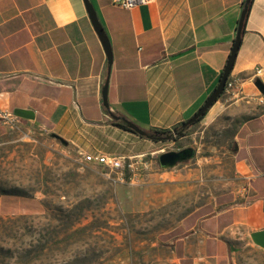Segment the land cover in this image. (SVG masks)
Returning <instances> with one entry per match:
<instances>
[{"label": "crops", "instance_id": "1", "mask_svg": "<svg viewBox=\"0 0 264 264\" xmlns=\"http://www.w3.org/2000/svg\"><path fill=\"white\" fill-rule=\"evenodd\" d=\"M89 1L110 41V66L83 0H0V109L32 111L17 123L59 135L81 157H128L140 168L137 181L187 190L194 169L154 165L178 138L153 140L113 124L102 87L107 79L108 110L139 127L187 120L218 83L245 0H149L131 9ZM229 76L234 92H223L201 120L207 133L225 127V117L236 120L238 183L173 228L179 261L264 264V247L250 236L264 229V94L254 84L264 85V0L251 2ZM6 127L0 122V134Z\"/></svg>", "mask_w": 264, "mask_h": 264}, {"label": "rangeland", "instance_id": "2", "mask_svg": "<svg viewBox=\"0 0 264 264\" xmlns=\"http://www.w3.org/2000/svg\"><path fill=\"white\" fill-rule=\"evenodd\" d=\"M225 127L190 125L166 150L195 148L174 169L190 188L168 191L86 162L39 126L0 134V264H209L174 259L173 228L195 207L237 185ZM186 162V166L183 163ZM159 168L158 158L154 161ZM139 172V171H138Z\"/></svg>", "mask_w": 264, "mask_h": 264}, {"label": "water", "instance_id": "3", "mask_svg": "<svg viewBox=\"0 0 264 264\" xmlns=\"http://www.w3.org/2000/svg\"><path fill=\"white\" fill-rule=\"evenodd\" d=\"M86 10L88 12V16L91 20V23L93 25V28L95 30V32L97 33L102 47L104 49L105 55L107 57V61L108 64L110 66L111 62H112V50H111V45H110V41L108 39L107 34L104 31V28L102 27L101 23L98 20V17L96 15L95 9L93 8L91 2L89 0H83ZM249 2V0H245L244 1V8L242 10V13L240 15L239 21H238V26H237V32H236V36L235 39L232 43L231 49H230V53L228 55V58L226 60L225 66L223 68L222 74L218 80L217 85L214 87V89L211 91V93L207 96V98L205 99V101L203 102V104L196 110V112L189 117L187 120L184 121L185 125H190L193 122H195L199 117H201L206 110L217 100V98L222 94V92L224 91V86H225V82L226 79L228 78L233 64H234V59L240 44V27L242 24V20H243V14H244V10L246 7V4ZM107 79L102 87V102L103 105H105L106 107H108V103H107ZM254 84L255 86L260 90L261 93L264 94V85L261 82L260 79H255L254 80ZM14 114L17 115L18 117H22V118H33L34 114L32 111L27 110V109H21V108H17L14 110ZM129 126L134 128L135 130L140 131L136 124L134 123H129ZM51 136H53L54 138L58 139L62 144L66 145L67 141L65 139H63L62 137H60L59 135L55 134V133H51ZM194 154L193 148L192 147H186V148H182L179 150H167L164 152H161L158 155V162L161 168L163 169H169V168H173L175 167L178 163H181L189 158H191V156ZM252 240L264 247V229L258 230V231H254L250 234Z\"/></svg>", "mask_w": 264, "mask_h": 264}, {"label": "built area", "instance_id": "4", "mask_svg": "<svg viewBox=\"0 0 264 264\" xmlns=\"http://www.w3.org/2000/svg\"><path fill=\"white\" fill-rule=\"evenodd\" d=\"M149 0H112L113 4L119 5L125 9H131L144 5ZM236 88V79L228 76L224 86V92L232 93ZM18 116L12 111L0 109V122L10 128H13L17 124ZM83 160L86 162L94 163L103 166L111 171H115L123 179L126 174L132 179L135 178L139 171V167L136 166L135 162L123 156H115L108 154H83Z\"/></svg>", "mask_w": 264, "mask_h": 264}, {"label": "trees", "instance_id": "5", "mask_svg": "<svg viewBox=\"0 0 264 264\" xmlns=\"http://www.w3.org/2000/svg\"><path fill=\"white\" fill-rule=\"evenodd\" d=\"M251 2H252V0H249V2L246 4L245 10H244L243 20H242V24H241V27H240V39H241V36H242V34L244 32V27H245L246 19H247V16H248V12L250 10ZM222 71L220 72V76L222 74ZM104 110H105L106 113H109L114 118L112 120L113 124L123 128V129L132 131V132H134V133H136V134H138V135H140L142 137L153 139V140L177 139V138L185 135V132H186L187 128L190 125H192V124L198 122L199 120H201L203 118V116L205 115V113H206L205 112L201 117H199L195 122H193L190 125H185L184 121L174 125V127L172 129H158V128H153V127L145 129V128H142V127H139V126L136 125L137 128L140 130V131H138V130H135L134 128L129 126V123H133V122L129 121L126 118L115 116L112 112H110L108 110V108L105 105H104ZM193 151L195 152V148H193Z\"/></svg>", "mask_w": 264, "mask_h": 264}, {"label": "flooded vegetation", "instance_id": "6", "mask_svg": "<svg viewBox=\"0 0 264 264\" xmlns=\"http://www.w3.org/2000/svg\"><path fill=\"white\" fill-rule=\"evenodd\" d=\"M179 150V149H178Z\"/></svg>", "mask_w": 264, "mask_h": 264}]
</instances>
